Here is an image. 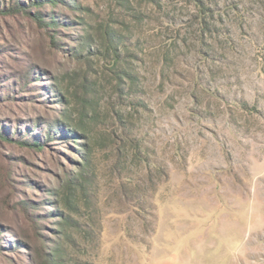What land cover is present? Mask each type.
I'll list each match as a JSON object with an SVG mask.
<instances>
[{
    "label": "rangeland",
    "instance_id": "1",
    "mask_svg": "<svg viewBox=\"0 0 264 264\" xmlns=\"http://www.w3.org/2000/svg\"><path fill=\"white\" fill-rule=\"evenodd\" d=\"M203 1L204 12L194 0H77L76 11L56 10L74 13L99 48L105 30L122 33L134 82L102 52L89 67L73 61L79 29L63 30L60 49L27 15L0 16V78L29 66L58 75L90 146L87 156L83 146L0 145L5 238L34 234L22 200H48L30 212H63L40 220L56 264H264V0ZM34 109L0 101V119L29 120ZM0 264L29 257L3 247Z\"/></svg>",
    "mask_w": 264,
    "mask_h": 264
},
{
    "label": "trees",
    "instance_id": "2",
    "mask_svg": "<svg viewBox=\"0 0 264 264\" xmlns=\"http://www.w3.org/2000/svg\"><path fill=\"white\" fill-rule=\"evenodd\" d=\"M194 2L204 12V8H206L204 1L194 0ZM50 6L54 10L49 11L47 7ZM63 8L76 11L80 8V5L77 0H0V16L21 13L27 15L38 27L49 34L56 48L62 49L60 47L62 40L59 39L64 29H79L80 33L68 55L73 61L86 63L89 67L93 58L101 55L100 52H102V56L105 59L110 57L113 60L115 68H118L116 72L120 80L126 75L130 78V82H134L136 79L134 73L125 66L124 48L126 47V42L124 35L115 29L105 30L103 33L104 45L103 48H99L94 44L96 42L89 31L83 27L76 26L77 24L73 19L76 16L74 13L69 15L56 11L57 9L65 11ZM206 9L209 10L210 8L207 7ZM205 24H207L206 21ZM205 30L212 31L211 26H205ZM52 74L46 68L37 69L29 66L22 73L2 76L5 78L8 76L5 81L0 78V101L7 103L17 99L24 104H28V102L31 104L36 103L37 106V109H34L37 114L29 118V120L20 118L15 120L0 119V145L5 142L15 143L37 151L56 148L61 144H64L66 149H75L78 148L77 146H83L85 154L89 156V143L81 142L82 139H88L87 137L89 136L86 134V127L83 126L82 119H77L73 115L72 101L69 97L71 93L62 86L60 77ZM44 78L52 82L38 83ZM85 79L89 80V76H86ZM2 83L7 84L3 86L1 85ZM119 84L122 85L121 82ZM91 85L92 83H84V94L87 95L88 99L94 95ZM121 89L124 90V87H121ZM26 92L31 93L28 94ZM22 107L27 108L26 105H22ZM40 108H48L46 114H50V116L46 117L44 114L39 113L40 111L38 110ZM73 180L74 177H68L67 187L70 190L73 188ZM23 182L27 186H32V188L45 189V187L38 186L33 180ZM46 203L48 204L50 201L41 202L26 199L20 202L19 209L32 222L34 234H22L18 235L20 237L17 239L8 240L5 238L8 231L6 229L8 228L0 223V250L6 247L11 252L24 251L29 257V264H56L58 248L55 244L51 248L48 247V236L41 231L42 224L40 220L58 219L60 215H63V212L58 211V209L47 212V214L30 212V209L33 208L32 206L42 207L46 206ZM55 223L59 228H63L66 222L59 220ZM60 236L62 237V235H57L58 238H61Z\"/></svg>",
    "mask_w": 264,
    "mask_h": 264
}]
</instances>
